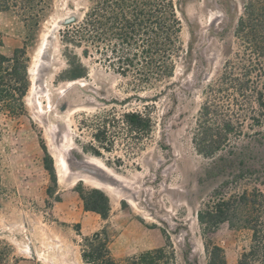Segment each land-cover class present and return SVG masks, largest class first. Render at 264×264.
I'll use <instances>...</instances> for the list:
<instances>
[{"label":"rangeland","instance_id":"rangeland-1","mask_svg":"<svg viewBox=\"0 0 264 264\" xmlns=\"http://www.w3.org/2000/svg\"><path fill=\"white\" fill-rule=\"evenodd\" d=\"M245 2L180 0V44L172 77L143 89L109 68L93 49L85 57L82 47L70 51L86 66V77L58 78L67 68L59 30L66 18L81 17L87 0H51L38 28H25L0 13V54L25 47L31 81L25 113L13 117L0 110V264H82V237L104 226L115 264L164 246L166 237L175 264H206V239L223 250L225 264L238 263L249 250L251 231L223 223L203 232L196 215L224 183L229 193L254 187L264 192V125L245 118L251 110H229L237 112L244 132L232 140L230 150L239 153L234 157L228 149L211 158L199 155L193 136L208 87L218 83L225 62L239 49L235 28ZM217 102L222 106L227 101ZM109 112L149 115L151 135L128 139L120 124L124 130L110 139V153L102 150L96 157L82 152L80 146L92 141L93 116ZM40 140L56 170L52 196L47 194L51 182ZM59 153L65 158L63 169ZM244 166L251 175L235 179ZM78 181L108 196L107 221L83 210L73 191Z\"/></svg>","mask_w":264,"mask_h":264},{"label":"trees","instance_id":"trees-1","mask_svg":"<svg viewBox=\"0 0 264 264\" xmlns=\"http://www.w3.org/2000/svg\"><path fill=\"white\" fill-rule=\"evenodd\" d=\"M179 1L87 0L81 17L63 24V29L59 30L67 68L58 78L76 81L88 73L81 58L70 51L71 47L84 48L82 54L85 57L88 50L93 49L118 75L132 77L138 89L172 77L173 56L180 44ZM50 3L51 0H0V13L10 15L25 28H38ZM235 36L239 49L233 60L225 62L218 83L208 87V99L200 109L193 136L196 152L207 158L226 149L232 157L239 154L230 150L232 140L244 135L237 110H251L245 113V118L249 115L253 121H262L264 125V0H246ZM29 64L25 47L14 49L10 55L0 54V110L13 117L25 113L24 98L31 85ZM220 98L227 101L226 104H217ZM220 110H224L222 117H218ZM229 110L236 111L230 114ZM256 110H259L257 116ZM106 114L93 116L92 141L80 146L82 152L96 157L102 150L110 153V139L120 134L123 129L120 124L125 127L128 139L152 133L153 122L149 115L139 112H125L118 117L113 112ZM212 115L213 119L210 118ZM233 117L237 120H232ZM261 133L264 136V132ZM40 147L42 164L51 182L47 194L52 196L56 193V170L41 140ZM238 172L235 179L251 175L252 170L244 166ZM226 187L224 183L214 192V198L197 212V222L203 232L223 223L231 228L250 230L251 245L237 264H264V192L254 187L250 191L229 193L224 190ZM73 191L85 212L107 221L111 207L108 196L101 189L87 188L78 181ZM74 227L81 236L80 225ZM166 240L164 246L125 258L122 264H175L174 248L168 237ZM204 250L206 264H225L223 250L207 239ZM80 257L82 264H115L105 226L82 237Z\"/></svg>","mask_w":264,"mask_h":264},{"label":"bare ground","instance_id":"bare-ground-1","mask_svg":"<svg viewBox=\"0 0 264 264\" xmlns=\"http://www.w3.org/2000/svg\"><path fill=\"white\" fill-rule=\"evenodd\" d=\"M57 162H58V166L60 167V169H63L64 167H65V165H66V163H65V158H64V156L62 155V154H58V157H57ZM59 175L60 176H63L64 175V173H63V175L61 174V172L59 173ZM60 176H59V178H60ZM62 178V177H61ZM62 181V180H61Z\"/></svg>","mask_w":264,"mask_h":264},{"label":"water","instance_id":"water-1","mask_svg":"<svg viewBox=\"0 0 264 264\" xmlns=\"http://www.w3.org/2000/svg\"><path fill=\"white\" fill-rule=\"evenodd\" d=\"M74 19H75V17L66 18V20L64 21L63 24H65V23H67V22H70V21H72V20H74ZM133 98H134V99L141 100V101H146V98L143 97L142 95H135V96H133ZM103 102H105V103H114V102H106V101H103Z\"/></svg>","mask_w":264,"mask_h":264}]
</instances>
